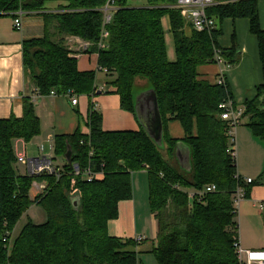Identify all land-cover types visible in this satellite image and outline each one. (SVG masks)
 Instances as JSON below:
<instances>
[{
    "label": "trees",
    "instance_id": "trees-1",
    "mask_svg": "<svg viewBox=\"0 0 264 264\" xmlns=\"http://www.w3.org/2000/svg\"><path fill=\"white\" fill-rule=\"evenodd\" d=\"M65 1L59 13L44 14L46 26L56 22V32L23 41L24 69L39 93L96 94V72L81 71L65 41V36L78 37L89 44L87 52L98 54L100 68L107 69L106 93L119 96L122 110L136 116L138 80L154 89L163 121V144H157L143 128L105 130L102 113L92 104L89 133L77 129L55 137L54 154L65 158L68 146L72 148V162L65 159L61 176L22 175L15 167L14 142L38 136L40 119L30 101L22 117L0 119V264H138L134 250L138 241L111 235L109 222L118 218L120 202L133 198V175L142 170L147 173L149 203L157 223L153 254L159 264H239L234 195L240 185L249 198L251 188L261 182L237 178V160L230 150L236 143L220 108L223 101L233 99L227 80L226 84L211 83L198 72L199 66L215 63L217 57L234 67L239 62L236 47L220 48L219 28L211 32L192 29L187 34L180 12L170 7L177 0H147L140 5L118 0L119 9L101 46L99 8L108 0ZM44 4V0H0V16L39 11ZM208 12L219 22L226 17L250 20L264 75L259 0H230ZM165 17L170 19L174 38L173 60L168 56ZM245 117L252 134L264 141V82L257 86L256 96L245 102ZM172 121L182 124L184 138L169 135L167 125ZM180 143L190 152L189 165L178 162ZM73 163L82 168L91 164L103 176L84 180L74 175ZM35 183L42 187L37 190ZM210 184L217 186L216 192L201 200L190 198V190L200 191ZM75 194L81 200L78 209L72 203ZM34 204L43 206L47 221L28 222L12 239L15 226Z\"/></svg>",
    "mask_w": 264,
    "mask_h": 264
},
{
    "label": "crops",
    "instance_id": "crops-1",
    "mask_svg": "<svg viewBox=\"0 0 264 264\" xmlns=\"http://www.w3.org/2000/svg\"><path fill=\"white\" fill-rule=\"evenodd\" d=\"M42 10L26 12L22 17V29L14 27V17L10 14L0 16V119L10 118L11 116L22 117L27 101L33 103L36 114L40 119L41 132L31 140L37 142L38 154L27 157H38L45 155L47 148L54 152L55 137L58 135H68L80 129L83 133H89L87 124L91 105L99 111L105 107L103 116V127L105 130H139L141 127L133 113L124 111L120 105L119 96L113 93H106L105 71L100 68L98 54L89 53L84 41L75 36H65V41L71 51L78 58V67L81 71H95L97 74L96 86L98 90L95 95H77L78 103L72 104V96L68 95H41L38 87L25 72L23 57V41L33 37H41L46 31L56 32V22L50 21L46 26L44 14H55L62 11V6L66 5L65 0H44ZM230 0H216L217 4L228 3ZM259 13L261 26L264 29V0H259ZM216 18V17H215ZM217 20L216 29H221L222 33L217 38L220 48L230 49L236 47L239 62L234 67L226 68L223 60L222 64L210 63L201 65L198 68L199 74L211 83L218 82L223 74L230 86L235 103L244 108L246 101L253 99L257 94V86L264 82L262 62L259 52L258 38L251 32L250 20L248 18L226 17L219 22ZM165 38L168 47V56L171 60L175 59V44L170 27L169 17L163 19ZM185 26L188 33L192 31ZM101 77H100V76ZM137 83L136 86L143 87ZM102 91L99 94V91ZM109 94V95H107ZM101 96V97H98ZM113 108L123 118V124L116 128H107L104 121L107 113ZM108 109V110H107ZM100 112V111H99ZM125 112V113H124ZM107 120V119H106ZM139 123V126L136 123ZM235 129V148L237 170L244 179L251 178L261 183L251 188L250 197L247 199L252 206L264 202V166L260 165V154L264 152V141L256 138L245 124ZM167 131L173 138L182 139L185 131L179 121H172L167 125ZM17 144L23 140H16ZM30 144V143H29ZM43 146L41 153L39 147ZM48 146V147H47ZM25 148H28L26 146ZM238 151V153H237ZM178 152L180 155H178ZM188 148L182 144L178 146L177 158L179 164L183 165ZM239 157V159H238ZM146 180V181H145ZM148 177L138 174L134 179L139 192H146ZM147 197V195H146ZM246 200V201H247ZM146 222V223H145ZM109 232L111 235L121 238L134 239L143 237L138 242L134 250L138 254V264H159L153 254V248L157 237V223L154 216L146 207L144 197L133 196L132 199L121 201L119 204V216L109 222ZM244 249H264V239H245Z\"/></svg>",
    "mask_w": 264,
    "mask_h": 264
},
{
    "label": "built area",
    "instance_id": "built-area-1",
    "mask_svg": "<svg viewBox=\"0 0 264 264\" xmlns=\"http://www.w3.org/2000/svg\"><path fill=\"white\" fill-rule=\"evenodd\" d=\"M118 0H108L102 7L99 8L102 14V33H101V42L100 45L104 46V41L108 38L109 32L107 30L108 25L112 22L115 13L119 9V5L117 4ZM135 3L144 4L147 0H134ZM216 0H177L176 3L171 5L170 7L177 9L183 20L185 25L190 27L191 29L198 32H211L216 29L217 20L214 16H211L208 12V9L216 5ZM25 14L24 11L18 10L14 15V27L18 30L22 29V17ZM85 47L88 48L89 44L86 43ZM217 63L222 64L223 60L221 57H217ZM225 67L231 68L228 65ZM105 73L107 69L102 68ZM220 84H226V78L222 74L220 80L218 81ZM98 89L95 90L97 92ZM101 91V90H100ZM94 92V93H95ZM52 95H57V92L52 90L50 92ZM72 96V104L78 103V96L76 94ZM220 108L223 110L221 117L222 119L229 122L232 130L230 132L231 136L234 139L235 143V129L240 124L242 119L244 108L239 107L235 104V101L231 98L226 99L220 105ZM231 153L233 156H236V148L235 144L230 147ZM39 151L42 153L44 151V147H39ZM18 161L25 164L27 166V170L31 175H39L41 173L48 172L49 174H56L59 178L61 176L62 169L61 167H56L54 165L53 158H50L45 155H39L36 157H27L25 154L17 156ZM73 173L75 176H81L84 180L89 182L101 178L103 176L102 171H97L92 168L91 164L87 165L86 168H82L78 163H73L72 166ZM239 175V173H238ZM240 176V175H239ZM242 178V176L237 177ZM243 179V178H242ZM246 183H252L253 179H243ZM35 188L40 189L42 185L35 183ZM217 191V186L215 184L207 185L203 190H190L189 195L190 198L197 197L201 200V197L206 195L207 193H213ZM235 198V206H239L240 203L246 199L244 189L238 185L237 190L234 195ZM261 211L264 210V202L260 203ZM138 242L143 240V237L137 238ZM237 255L239 259V264H264V249H244L240 243L237 245Z\"/></svg>",
    "mask_w": 264,
    "mask_h": 264
},
{
    "label": "rangeland",
    "instance_id": "rangeland-1",
    "mask_svg": "<svg viewBox=\"0 0 264 264\" xmlns=\"http://www.w3.org/2000/svg\"><path fill=\"white\" fill-rule=\"evenodd\" d=\"M136 4H138V3H136ZM138 5H140V4H138ZM138 83L141 85L143 82L141 80H138ZM107 95H109V94H107ZM98 97H101V96H98ZM104 109H105V107H102L99 110L103 115H104ZM134 117H135V115H134ZM106 119L104 121V125L107 128L113 129V128H116L117 126H121L123 124V118L120 117L118 113H115L113 108H110V110H108ZM243 119L244 118L241 119L240 124H242ZM245 121H246L245 122V124H246L248 122L247 117H245ZM136 123L139 126V123L137 122V120H136ZM37 145H38L37 142L32 144L31 141L25 142L23 140L22 143L17 144V146H16V142H14L15 154H16V156H20L24 153L26 154V150H27L28 156H31L33 154H38V148L36 147ZM26 146H28V148H25ZM237 153H238V151H237ZM44 154H49L53 158L54 165L56 167L62 168L65 165V162H66L65 158L62 156H58V155L54 154V152H52V150L47 148L46 153H44ZM238 159H239V157H238ZM260 159H261L260 165L264 166V152H262L260 154ZM15 167H16L19 174L24 175L25 173H29L27 170V166L25 164L19 162V161L16 162ZM263 170H264V168H263ZM138 174H141L143 177H145V174L147 175L146 170H142V171H138V172L134 173V175H133V195L135 196V192H136V197H138V195L140 197V192H141V196L144 197L146 207L150 211V215H151L152 213H151V207H150V203H149L148 180H147V188L145 185L146 192L145 191L143 192L142 189L139 192V188L137 187L138 182L136 183V185L134 184V179H136ZM37 190H39V189H37ZM37 190H36V192H37ZM146 195H147V197H146ZM247 199H244L240 203V205L237 206V211H238L237 220H238V224H239V236H240L241 244H242V242H243V244H245V239H247L248 241H251L254 239H258V240L264 239V212L261 211L260 203H259V205L258 204L255 205V203H254V206H252V203H250ZM46 221H47V215H46V211L44 210L43 206H41L39 204L32 205L28 209V211L23 215V217L19 220V222L17 223V225L14 228V231H12V234H13L12 239H14L19 234V232L21 231L23 226L25 224H27L28 222L44 223Z\"/></svg>",
    "mask_w": 264,
    "mask_h": 264
},
{
    "label": "water",
    "instance_id": "water-1",
    "mask_svg": "<svg viewBox=\"0 0 264 264\" xmlns=\"http://www.w3.org/2000/svg\"><path fill=\"white\" fill-rule=\"evenodd\" d=\"M101 92L102 91H99V94ZM134 108H135V114L137 116V119L141 127L150 135V137L153 138V140L157 144L162 145L163 121L159 109L158 98L152 87L136 86L134 90ZM178 155H180L179 152ZM65 159L68 163L72 162V148L70 145L68 146V150L65 154ZM189 164H190V152L188 150V154L186 156L185 161H183V165L186 166ZM72 203L74 208L78 209L81 204L80 196L76 194L73 195Z\"/></svg>",
    "mask_w": 264,
    "mask_h": 264
},
{
    "label": "bare ground",
    "instance_id": "bare-ground-1",
    "mask_svg": "<svg viewBox=\"0 0 264 264\" xmlns=\"http://www.w3.org/2000/svg\"><path fill=\"white\" fill-rule=\"evenodd\" d=\"M226 83H227V82H226ZM27 174L31 175L30 173H27Z\"/></svg>",
    "mask_w": 264,
    "mask_h": 264
}]
</instances>
